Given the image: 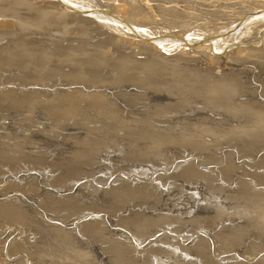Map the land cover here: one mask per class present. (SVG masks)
Returning <instances> with one entry per match:
<instances>
[{
  "label": "rangeland",
  "instance_id": "obj_1",
  "mask_svg": "<svg viewBox=\"0 0 264 264\" xmlns=\"http://www.w3.org/2000/svg\"><path fill=\"white\" fill-rule=\"evenodd\" d=\"M75 1L124 21L135 6V25L172 47L188 28L218 40L232 13L264 0H199L211 4L200 11L190 0ZM49 17L0 25V201L36 216H0V264H264V29L217 54L155 50L74 10ZM51 195L67 204L48 207ZM95 214L116 237L84 224ZM53 225L73 245L47 255Z\"/></svg>",
  "mask_w": 264,
  "mask_h": 264
},
{
  "label": "bare ground",
  "instance_id": "obj_2",
  "mask_svg": "<svg viewBox=\"0 0 264 264\" xmlns=\"http://www.w3.org/2000/svg\"><path fill=\"white\" fill-rule=\"evenodd\" d=\"M6 1V0H0V9H1V13L0 15L2 16V19L0 20V25L3 26V27H8L10 25H13L14 23H18L19 19H23V20H26L27 21V24L29 25L30 23L32 25H44V24H48V23H52V19L49 17V15L51 16H57L59 14H61L62 11H71V10H74V12L76 13H79V15L81 16H84V17H89L90 19H94L96 21V23L98 22V24L100 23L101 25L103 26H106V27H111L113 29H116L117 31L121 32V33H127L128 30H130L132 32V35L134 36L135 40L136 41H142L144 43H147L149 44L150 46H152L155 50H159V48L163 47V48H166V49H174L175 47H182L183 45L187 46L188 44L190 45H193V46H197L198 48H208L209 50L213 51L215 50L214 53H217V54H220L218 51H223V50H229L231 49L234 45L237 44H240V45H244L245 42L243 41L242 42V39H247L246 36H248L250 33H256L258 31H260V29H264V1H260L261 4H256L250 11H248L247 13H243L241 14L240 16L236 17V15L234 13H232L228 19L230 20L226 25H224L220 30L221 33L223 34V37H220L218 38V40L214 41L212 40L211 41V38L209 36V33H207V31L203 30V29H199V27H196L194 29H187L186 32H188L190 34V37H187L186 39L184 40H181L179 43L177 44H172V47L169 45L167 46V43H162L159 39H156L154 37L151 36L150 32L147 31L146 28H143L144 25H135V23H142L144 24L143 22L139 21L137 19V14H138V9H133L135 6H132L131 7V10H130V15H129V18H128V21L130 20V22L128 21H124L123 19L121 18H118L112 14H105L107 13L105 10H98V9H91V8H88L86 6V3L85 5H82V4H76V1L75 0H14L13 3H14V7H8V8H5L3 9L2 5H3V2ZM192 2H194L195 4H197V6H195V10H204L206 6H210L211 4L208 5V3L205 5L204 2L202 4V1H199V0H190ZM252 1L253 3H259V0H250ZM44 2V3H43ZM79 2V1H78ZM81 2L83 3V1L81 0ZM61 3V5L59 4ZM45 4V5H44ZM84 4V3H83ZM16 5V6H15ZM20 5H28V9L27 11H25L24 9L22 8H17L19 7ZM60 6V8L58 7ZM97 8V7H96ZM230 14V13H228ZM227 14V15H228ZM88 15V16H86ZM35 16V17H34ZM131 16V17H130ZM48 17V18H47ZM14 20H13V19ZM47 18V19H45ZM131 18V19H130ZM0 26V27H1ZM262 32V31H261ZM259 33V32H258ZM187 36V35H186ZM192 36H194V38L192 39ZM250 36V35H249ZM252 36V35H251ZM185 37V36H184ZM198 37L203 40V41H200L198 40ZM199 41L198 43H196L195 41ZM193 41V42H191ZM237 41V42H236ZM246 41V40H245ZM184 42L186 43L184 44ZM190 42V43H188ZM201 42V43H200ZM193 43H196V44H193ZM205 43V44H204ZM195 48V47H194ZM262 92V91H261ZM263 94V93H262ZM264 97V96H263ZM258 106L262 109V111L264 112V102H261L258 104ZM243 109H246V108H243ZM247 110V109H246ZM38 151V150H37ZM36 151V152H37ZM87 151V150H86ZM82 152V150H81ZM80 153V152H78ZM84 155V154H83ZM82 156V155H81ZM40 157V156H39ZM48 157V156H47ZM86 157V156H85ZM39 159V158H38ZM33 160V159H32ZM49 160H50V157H49ZM36 161V160H35ZM67 164V163H66ZM29 179V178H28ZM34 184V183H33ZM31 185V183L29 184ZM28 188V187H26ZM22 192V191H21ZM39 193V191L37 192ZM55 194V193H54ZM40 196V195H39ZM53 195H51L50 197L48 196L46 202L48 204V207H51V208H54V207H63L62 205L63 204H67V203H64L63 201V197H52ZM73 196V195H71ZM66 198V197H65ZM12 200H16V198H9V199H6V200H2L0 201V216L1 215H7L9 218L11 219H15L17 218L18 216H22V218H29V219H32L34 217H36L35 215H33L32 213H29V209L26 207V208H22V207H14V203L15 202H12ZM71 200V199H70ZM70 202V201H69ZM27 205V204H26ZM70 205V204H69ZM46 206V204H45ZM98 206V205H97ZM65 207V206H64ZM70 207V206H69ZM96 208V207H95ZM94 208V209H95ZM43 209V208H42ZM49 209V208H48ZM86 209V207H85ZM90 209V208H89ZM89 209H86L88 211H91ZM101 209V208H100ZM104 209V208H103ZM102 209V210H103ZM99 210V209H98ZM107 210V209H106ZM106 210H105V213H106ZM95 211V210H94ZM92 211V213L94 212ZM31 212V211H30ZM33 212V211H32ZM79 212V210H78ZM77 212V213H78ZM83 212V211H82ZM87 212V211H86ZM101 212H104V211H101ZM35 213V212H34ZM80 214V213H78ZM76 215V214H75ZM81 215V214H80ZM86 215V214H85ZM93 215V214H92ZM96 215V214H95ZM98 215V214H97ZM96 215V216H97ZM102 215V214H101ZM105 215V214H104ZM95 216V218L93 217L91 220L89 221H84V224L86 225H93L95 227L96 225V228L92 231L95 233V235H99L100 238L103 240V239H106L107 240V236H115L116 237V234H114L112 231H108L105 232L104 228H108L107 227V222L105 220V218H98ZM20 218V217H19ZM40 218V217H39ZM108 218V217H107ZM35 219V218H34ZM33 219V220H34ZM38 219V217H37ZM82 219V218H81ZM127 219V217L125 218ZM39 220V219H38ZM37 220V221H38ZM41 220V218H40ZM62 220V219H61ZM86 220V219H85ZM126 220H124L125 222ZM32 222V221H31ZM36 222V221H35ZM104 222L103 224H99V223H102ZM136 222V221H135ZM127 223V222H126ZM37 223L33 224V225H36ZM42 224H43V221H42ZM76 224V222H75ZM83 223H81L82 225ZM106 226H102V225H105ZM129 224V222H128ZM132 224V223H131ZM40 225V224H39ZM49 225V223H48ZM130 225V224H129ZM37 226V225H36ZM50 226V225H49ZM52 226V225H51ZM92 226V227H93ZM134 226V224L132 225ZM137 226V225H136ZM47 227V225H46ZM80 227V226H79ZM84 227V225H83ZM89 227V226H88ZM42 228V227H41ZM77 228V226H76ZM82 228V226H81ZM80 228V229H81ZM90 228V227H89ZM36 230V227L34 228ZM79 230V229H78ZM84 230V229H83ZM72 230H68L66 229V227H64L63 225L62 226H54L53 225V228L50 232H48L45 237L47 239H51V244L49 243V248L47 251H45V253L48 255V253H64L65 251H67L68 249L71 248V245L72 242H71V232ZM87 231V230H86ZM43 232V231H42ZM74 232V231H73ZM79 232V231H78ZM91 232V234H93ZM130 232V231H129ZM82 233L84 234V232L82 231ZM87 232H85L86 234ZM90 233V232H89ZM134 233V232H133ZM44 234V233H43ZM73 234V233H72ZM81 234V232L79 233ZM82 234V235H83ZM74 235H75V232H74ZM133 235V234H132ZM73 236V235H72ZM88 236H90L88 234ZM135 236V234H134ZM3 237V236H2ZM77 237V235H76ZM79 237V236H78ZM77 237V238H78ZM95 237V236H94ZM44 238V237H43ZM74 238V237H73ZM88 238V237H87ZM90 238V237H89ZM88 238V239H89ZM92 238V236H91ZM91 238H90V241H91ZM137 238V237H136ZM135 238V239H136ZM85 240H87L86 238H84ZM99 239V238H98ZM97 239V240H98ZM122 239V238H121ZM120 239V242L125 239L126 241V238H123L122 240ZM130 239V238H129ZM134 239V240H135ZM138 239V238H137ZM2 240V238H1ZM4 240V239H3ZM44 239H42L43 241ZM79 240V239H78ZM96 240V241H97ZM77 241V240H76ZM89 241V242H90ZM110 241H112L110 239ZM116 241V240H115ZM113 241V242H115ZM12 242V241H11ZM48 242V241H47ZM46 242V243H47ZM50 242V240H49ZM85 242H88L85 241ZM84 242V243H85ZM95 242V241H93ZM124 242V240H123ZM122 242V243H123ZM130 242V241H129ZM129 242H126V244L124 245L126 247L127 243ZM14 243V242H12ZM29 243V242H28ZM45 243V244H46ZM83 243V242H81ZM91 243V242H90ZM97 243H99L97 241ZM103 243V242H102ZM107 243V242H106ZM111 243V242H110ZM119 245H122L119 243V241L117 242ZM138 243V242H137ZM136 243V244H137ZM6 244V243H4ZM7 244H8V240H7ZM32 244H33V241H32ZM77 244V242H76ZM94 244V243H92ZM91 244V245H92ZM109 244V243H108ZM115 244V243H114ZM117 244V246H118ZM130 244V243H129ZM135 244V245H136ZM87 245V244H86ZM90 245V244H88ZM90 245V246H91ZM103 244H99V246H102ZM111 245V244H110ZM14 246V244L12 245ZM48 246V244H47ZM77 246V245H76ZM97 246V244H96ZM95 246V247H96ZM105 246V245H104ZM109 246V245H107ZM113 246V244H112ZM123 246V245H122ZM121 246V247H122ZM89 247V246H88ZM92 247H94V245H92ZM106 247V246H105ZM111 247V246H110ZM115 247V246H114ZM136 247V246H135ZM8 249L10 247H7ZM6 248V249H7ZM13 248V247H12ZM10 248V249H12ZM74 248V246H73ZM76 248V247H75ZM74 248V249H75ZM78 250H79V247L77 246ZM76 248V249H77ZM82 248V247H80ZM84 248V247H83ZM86 248V246H85ZM90 248V247H89ZM88 248V250H90ZM108 248V247H107ZM113 248V247H111ZM116 248V247H115ZM7 249V250H8ZM94 249V248H93ZM92 249V250H93ZM103 249V248H101ZM100 249V250H101ZM77 250V251H78ZM117 250V249H116ZM119 250V249H118ZM124 250V249H123ZM122 250V251H123ZM126 250V249H125ZM76 251V250H75ZM95 251V250H94ZM97 251V250H96ZM120 251V250H119ZM136 251V249H135ZM9 252V250H8ZM84 252V251H83ZM133 252V251H132ZM162 252V251H161ZM6 253V252H5ZM44 251L42 252V254H38L40 258H44L42 257V255H45ZM71 253V252H70ZM91 253H94V252H91ZM114 253V251H113ZM116 253V252H115ZM120 253V252H119ZM8 254V253H7ZM95 254V253H94ZM117 254V253H116ZM4 255V254H3ZM9 255V254H8ZM57 255V254H56ZM67 255V254H66ZM51 256V255H50ZM55 256V255H53ZM98 256V255H97ZM58 257H61V256H58ZM57 257V259H58ZM77 257V256H76ZM75 257V258H76ZM47 258V256H46ZM49 258V257H48ZM53 258V257H52ZM90 258V256L88 257ZM6 259V258H5ZM9 259V258H8ZM20 259V258H19ZM54 259V258H53ZM52 259V260H53ZM56 259V258H55ZM66 259V258H65ZM93 259V258H92ZM91 259V260H92ZM95 259V258H94ZM49 260V259H48ZM60 260V259H59ZM75 260V259H74ZM72 260V261H74ZM7 263H9V261L5 260ZM20 261V260H16V263ZM55 261V260H54ZM67 261V259H66ZM80 261V259L78 260ZM77 261V262H78ZM95 261V260H94ZM98 261V260H97ZM5 262V263H6ZM11 262V261H10ZM52 262V261H51ZM57 262V261H56ZM69 262V261H68ZM59 263V262H58ZM81 263V262H80ZM99 263V262H98ZM97 263V264H98ZM10 264V263H9ZM20 264V263H19ZM55 264V263H54ZM96 264V263H95Z\"/></svg>",
  "mask_w": 264,
  "mask_h": 264
}]
</instances>
